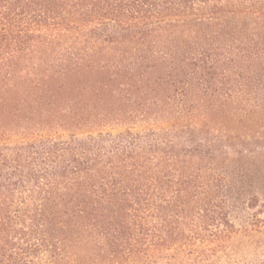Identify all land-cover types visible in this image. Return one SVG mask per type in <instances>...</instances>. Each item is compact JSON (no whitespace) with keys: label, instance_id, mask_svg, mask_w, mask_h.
Wrapping results in <instances>:
<instances>
[{"label":"trees","instance_id":"obj_1","mask_svg":"<svg viewBox=\"0 0 264 264\" xmlns=\"http://www.w3.org/2000/svg\"><path fill=\"white\" fill-rule=\"evenodd\" d=\"M264 232V0H0V264H219Z\"/></svg>","mask_w":264,"mask_h":264},{"label":"rangeland","instance_id":"obj_2","mask_svg":"<svg viewBox=\"0 0 264 264\" xmlns=\"http://www.w3.org/2000/svg\"><path fill=\"white\" fill-rule=\"evenodd\" d=\"M249 193L239 194L232 208L231 217L239 232L230 243L229 249L219 264H264V232L250 224V209L247 208Z\"/></svg>","mask_w":264,"mask_h":264}]
</instances>
